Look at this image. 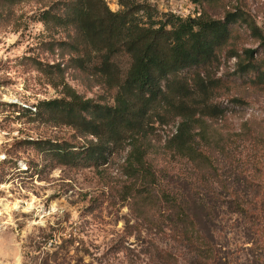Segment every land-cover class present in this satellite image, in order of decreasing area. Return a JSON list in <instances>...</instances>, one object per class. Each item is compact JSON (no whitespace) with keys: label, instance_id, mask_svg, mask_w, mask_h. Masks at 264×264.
<instances>
[{"label":"rangeland","instance_id":"obj_1","mask_svg":"<svg viewBox=\"0 0 264 264\" xmlns=\"http://www.w3.org/2000/svg\"><path fill=\"white\" fill-rule=\"evenodd\" d=\"M102 1L111 12L123 10L120 0ZM131 1L151 8L134 18L143 27L169 15L224 20L232 13L264 31V0ZM65 10L64 0H0V264H172L158 257L165 253L196 264L175 241L187 216L214 247L217 264H264V47L247 23L230 27L210 63L164 83H186L198 96L203 83L219 115L203 119L211 147L197 138L218 176L203 181L200 168L169 149L182 118L162 108L167 124H151L138 176L129 171L134 144L98 168L56 166L29 144L87 145L73 128L35 118L37 106L62 98L65 86L95 104L115 105L117 90L75 62L87 59V51L75 52V29L44 15ZM115 62L122 72L128 68L127 56Z\"/></svg>","mask_w":264,"mask_h":264},{"label":"trees","instance_id":"obj_2","mask_svg":"<svg viewBox=\"0 0 264 264\" xmlns=\"http://www.w3.org/2000/svg\"><path fill=\"white\" fill-rule=\"evenodd\" d=\"M64 1L66 10L63 16L53 18L50 11L44 15L48 23L75 29L78 38L75 52L87 51V59H76L75 62L91 68L109 87L117 90L115 105L95 104L65 86L62 98L44 101L37 106L35 118L54 126L73 128L81 138L86 139L87 145L76 148L52 141L29 144L36 146L56 166L73 168H98L107 164L115 150L127 143L134 144L129 171L138 176L139 167L147 157L142 144L151 124L158 121L167 124L163 119L165 114L159 111L162 108L166 113L182 118L168 144L169 149L187 159L196 169L200 168L203 181L217 178L211 157L200 149L197 142L200 138L206 147H211L203 119L219 117L209 105L208 91L203 88V83L199 96L186 83L171 84L167 89L164 83L182 71L210 63L217 51L228 43L230 27L238 21L247 23L263 47L264 31L255 23L232 13L227 14L224 20L206 16L182 19L169 15L166 22L158 26L143 27L134 23V18L141 11L150 12L151 8L131 0H120L123 10L117 13L111 12L102 0ZM189 1L201 5L215 0ZM245 54L254 58L253 51H246ZM119 55L127 56L129 60L125 72L115 62ZM93 56L96 57L94 65L91 62ZM237 59L238 68L246 72L241 57ZM261 78L264 80V72ZM209 169L213 173L208 177ZM175 241L183 243L193 252L196 264H217L214 247L200 234L196 221L190 216L182 222ZM158 257L178 264L171 254Z\"/></svg>","mask_w":264,"mask_h":264}]
</instances>
